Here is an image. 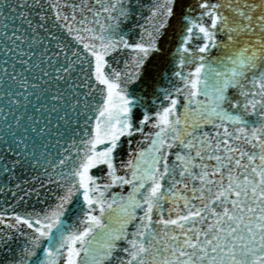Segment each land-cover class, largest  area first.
<instances>
[{
  "label": "snow or ice",
  "instance_id": "6c2138e0",
  "mask_svg": "<svg viewBox=\"0 0 264 264\" xmlns=\"http://www.w3.org/2000/svg\"><path fill=\"white\" fill-rule=\"evenodd\" d=\"M0 264H264V0H0Z\"/></svg>",
  "mask_w": 264,
  "mask_h": 264
}]
</instances>
